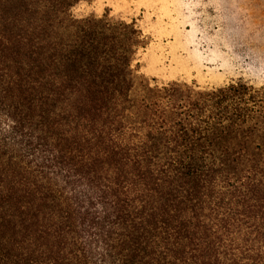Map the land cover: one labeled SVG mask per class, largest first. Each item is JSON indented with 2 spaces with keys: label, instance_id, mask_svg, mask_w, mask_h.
I'll list each match as a JSON object with an SVG mask.
<instances>
[{
  "label": "trees",
  "instance_id": "16d2710c",
  "mask_svg": "<svg viewBox=\"0 0 264 264\" xmlns=\"http://www.w3.org/2000/svg\"><path fill=\"white\" fill-rule=\"evenodd\" d=\"M82 1L0 0V264H264V86L141 80Z\"/></svg>",
  "mask_w": 264,
  "mask_h": 264
},
{
  "label": "rangeland",
  "instance_id": "374dc122",
  "mask_svg": "<svg viewBox=\"0 0 264 264\" xmlns=\"http://www.w3.org/2000/svg\"><path fill=\"white\" fill-rule=\"evenodd\" d=\"M71 15L133 23L142 40L133 60L141 80L203 91L264 86V0H86Z\"/></svg>",
  "mask_w": 264,
  "mask_h": 264
}]
</instances>
